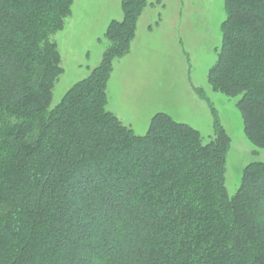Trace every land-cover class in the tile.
<instances>
[{
    "label": "trees",
    "instance_id": "1",
    "mask_svg": "<svg viewBox=\"0 0 264 264\" xmlns=\"http://www.w3.org/2000/svg\"><path fill=\"white\" fill-rule=\"evenodd\" d=\"M73 0H0V264H264V161L228 197L230 137L165 112L138 135L106 109L147 0H122L99 64L53 107L52 39ZM208 79L264 148V0H223ZM204 99L206 95L196 90Z\"/></svg>",
    "mask_w": 264,
    "mask_h": 264
},
{
    "label": "rangeland",
    "instance_id": "2",
    "mask_svg": "<svg viewBox=\"0 0 264 264\" xmlns=\"http://www.w3.org/2000/svg\"><path fill=\"white\" fill-rule=\"evenodd\" d=\"M122 17V0H73L62 30L52 37L61 72L52 85L49 108L99 64L107 44L105 29ZM224 18L223 0H147L129 51L113 63L106 109L138 135L147 131L155 113L165 112L197 129L204 142L214 137V110L230 137L225 188L231 198L246 166L264 161V148L243 131L239 96L215 91L209 83Z\"/></svg>",
    "mask_w": 264,
    "mask_h": 264
}]
</instances>
